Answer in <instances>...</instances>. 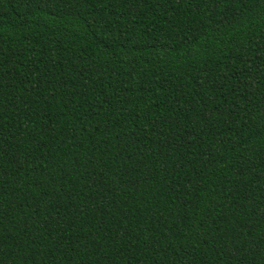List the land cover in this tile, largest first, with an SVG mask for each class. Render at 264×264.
Instances as JSON below:
<instances>
[{"label":"trees","instance_id":"trees-1","mask_svg":"<svg viewBox=\"0 0 264 264\" xmlns=\"http://www.w3.org/2000/svg\"><path fill=\"white\" fill-rule=\"evenodd\" d=\"M0 264H264V0H0Z\"/></svg>","mask_w":264,"mask_h":264}]
</instances>
